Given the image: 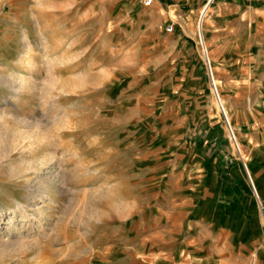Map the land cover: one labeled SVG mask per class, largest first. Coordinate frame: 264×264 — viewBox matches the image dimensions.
Instances as JSON below:
<instances>
[{"label":"rangeland","instance_id":"rangeland-1","mask_svg":"<svg viewBox=\"0 0 264 264\" xmlns=\"http://www.w3.org/2000/svg\"><path fill=\"white\" fill-rule=\"evenodd\" d=\"M145 2L0 0V264H264V0Z\"/></svg>","mask_w":264,"mask_h":264},{"label":"bare ground","instance_id":"bare-ground-1","mask_svg":"<svg viewBox=\"0 0 264 264\" xmlns=\"http://www.w3.org/2000/svg\"><path fill=\"white\" fill-rule=\"evenodd\" d=\"M207 6L208 5H205V7H203L200 11V14H199L200 15V17H199L200 22L206 16ZM20 33L23 34V38L19 42L20 43L19 46L24 45V47L22 48L24 50L21 51L22 54L18 55V58L15 61H10V62L6 63L5 72L3 74H0V85L5 87V88L10 87V90L4 92V94H5L6 98L8 97V99H9L8 104H10L11 106L16 105L17 95H23L24 90L27 87V85H29V83L34 84L33 78H32L33 74H31L30 79L28 81L25 79L27 73L29 71L33 70L31 68H32V66L35 65V63L33 61H31L29 58L32 51L30 49V44L26 43L27 37H26V33L23 32V28L20 30ZM18 70H20V71H18ZM214 83H215V88L217 91L215 78H214ZM215 99H217V97H215ZM217 100H216V104L218 102ZM218 104L222 107L223 115L227 119L226 122H228L229 127H231V122H230V118L228 116V112H226V109L223 106L220 95H219ZM219 105H218V107H219ZM19 123H20V125L14 127L15 128L14 129L15 135L18 137L19 140H25L26 138H31L33 136L31 133L26 132V131L25 132L21 131L19 128H24L27 125V126L35 127L36 129H38V125L32 124L31 122L21 120ZM38 131H40V130H38ZM228 132H229V130H228ZM234 137H235V135H234ZM235 140H236V137H235ZM236 143H237V140H236ZM28 144H29V146H28ZM28 144L24 147V151H22V153H25V151H31L32 150L33 146L31 145V141L28 140ZM55 162H56V160L51 155L48 156L46 154H40V155L33 154L31 156V160H30V163L27 167V171L21 177L18 178L19 180L22 179L23 181L26 182L27 191H28L30 196L35 197V195H36V197H37V195H40L41 193L48 194L53 189V187H50L48 189H44V188L34 189L30 185L29 179L30 178L37 179L38 178L37 176L42 173L43 168H47L50 164H55ZM35 191H37V192H35ZM38 199H41V196Z\"/></svg>","mask_w":264,"mask_h":264},{"label":"built area","instance_id":"built-area-1","mask_svg":"<svg viewBox=\"0 0 264 264\" xmlns=\"http://www.w3.org/2000/svg\"><path fill=\"white\" fill-rule=\"evenodd\" d=\"M151 1L152 0H146V4L147 5H149V4H151ZM172 29V28H171ZM210 78H211V80H212V83H213V91H214V95H215V97H217V99H218V102H219V95H218V93H217V91H216V88H215V83H214V78H212V75H211V73H210ZM221 111H222V107H221ZM230 129V131H231V133L233 134V130L231 129V128H229Z\"/></svg>","mask_w":264,"mask_h":264}]
</instances>
